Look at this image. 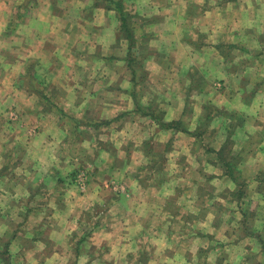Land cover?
I'll list each match as a JSON object with an SVG mask.
<instances>
[{
	"label": "crops",
	"instance_id": "1",
	"mask_svg": "<svg viewBox=\"0 0 264 264\" xmlns=\"http://www.w3.org/2000/svg\"><path fill=\"white\" fill-rule=\"evenodd\" d=\"M123 1L27 0L26 16L14 27L18 0H0V235L8 238V261L0 264H75L79 258L80 264H264V27L256 21L264 0H127L130 14L138 11L130 29L137 48L120 29L116 3ZM82 16L93 21L86 25ZM145 34L151 53L140 66L130 55H138ZM140 70L148 88L137 78ZM195 72L205 85L201 101L186 112L182 101ZM167 77L172 98L160 106L163 121L177 122L164 129L161 143L169 149L160 161L142 150L140 139L151 127L142 116L152 112L135 106L146 88L160 98ZM216 80L223 87L214 88ZM207 103L231 104L229 123H220L215 110L209 113L218 120L208 121ZM9 109L17 126L5 122ZM130 114L136 123L123 125ZM185 114L205 115L206 122L184 126ZM37 115L45 128L33 126ZM238 120L244 138L232 139L225 156L221 148ZM8 127L30 137L17 145L5 134ZM34 131L44 133L35 145ZM76 149L99 158L96 167L125 191L94 176L87 192H79L66 163ZM228 157L244 161L250 184L215 192L228 174L237 178ZM92 244L100 248L95 256L85 252Z\"/></svg>",
	"mask_w": 264,
	"mask_h": 264
},
{
	"label": "rangeland",
	"instance_id": "2",
	"mask_svg": "<svg viewBox=\"0 0 264 264\" xmlns=\"http://www.w3.org/2000/svg\"><path fill=\"white\" fill-rule=\"evenodd\" d=\"M25 1L27 2V0H18L17 4L19 5V7H18V5L15 6V10H16L15 11V16H16V19H15L16 22H15V24L16 25L14 27L20 26L21 22L23 21V18H25V16H26V11L27 10H26ZM123 3H124V5L121 3V5H122V15L123 16L120 14V19L119 20L121 22L120 29H121V32L123 33L122 35H123V37H125L124 36L125 31H123L124 28H123L122 18H123V22H124V19H125L126 27L128 29H131V27L134 25V24H132V22H134V20H133L134 14L135 15L138 14V11H135L134 13L130 14L132 10H131V8L129 6H127V4H129V1L125 0V1H123ZM263 9L264 8L259 7L258 10H257V12H260ZM259 14L260 15H258V17L256 19L257 24L259 26L264 27V14L262 12L259 13ZM81 19H82L81 20L82 23L86 22V25H90V22L93 21V19L89 18V16H87V17L86 16H82ZM138 21H140L139 18H138ZM225 25H229L227 23V20L225 21ZM10 26L11 25H9V27H7V30L8 31L10 30ZM241 27H242L241 30L243 32L244 26H241ZM76 31H78V29H76ZM12 32H13V30H12ZM130 32H131V30H130ZM260 36L264 39V35L263 34H261ZM74 37H75V41H76V37L80 38L81 36L78 35V36H74ZM150 37H151V35H149V34H145V35H142V36L139 37V40H142V43L139 46L138 55H135L134 51L130 55V59L133 58L134 61H135V64L140 63V66H142L143 60L148 56V54H149L150 51L148 50L147 42H148V39H150ZM125 38H127V37H125ZM135 38L138 41V37L136 36ZM68 40H71V42H73L74 41V38L73 37H70ZM242 42H244V41H242ZM136 44L137 43L132 44L131 45V48H133V47H136L137 48V45ZM245 56H248V54H246ZM262 57H264V55ZM263 61H264V59L263 60H260L259 64L262 63ZM33 65H34L33 66V70L35 71L34 73L35 74L39 73V76H40L39 78H41V69L39 67H37V63L36 62H34ZM35 65H36V68H35ZM143 67H144V65H143ZM255 69H256V72L257 73H261L262 74V70L260 71V67L259 66H257ZM143 71L144 70H140L139 71L142 75L138 76L137 78H139L140 81H141V78L144 77V79L146 80V86L148 88L147 75H145ZM178 76L182 78L181 75H178ZM37 81H39V79H37ZM190 84H192V85L191 86L188 85V84L186 85L188 92H187L186 97H183V98H185L184 99L185 100L184 103L182 101V106H183V108L185 109L186 112L190 111L193 108V106L195 105V102L196 101L197 102L201 101L200 100L201 99L200 96H201V94L203 92V88H204V85H205V83L203 82V78L200 75L196 74V72L194 73V76H193L192 81H191ZM213 84H214V88H220L221 86L223 87L224 82L221 81V80H216V81L213 82ZM48 86L49 85H46V87H44V88L47 90ZM133 86H134V84H133ZM136 86H138V85H136ZM33 87L35 89H37V90L42 88L41 87V84H38V82H36V81H34ZM167 87L170 88V90L172 91L171 86H170V83H169V80H168V77L165 78L164 81H163L162 90L160 91V92H162V94H161V97L160 98H157L156 96H155L156 98L155 97H152V93H149L148 89L146 88V90H145V94H146L145 98L144 99H141L140 100V103H136V106H135V108H138L139 107L140 108V111L142 110L143 112L144 111H149V112L151 111L153 113V115L155 116V119H153L152 113H146V112H145L146 113V116H142V119L144 121H146L145 122L146 126H151V127H150L149 132L145 133L144 135H141L140 139L142 138L143 141H144V145L142 147V150H144L145 153H147L148 155H149V152H150L153 157H155V156L158 157L160 161H162L164 159V151H166V150L169 149V147L167 146L168 144L165 143V145L163 147V144L161 143V142L165 141L166 138H167L166 137L167 136V133L164 131L165 127L163 126V123H168V124L169 123H172V124L174 123V125H175L176 122H177L176 120H173L171 122H164L163 121L164 120V117H163L164 116V112L162 111V109H161L160 106L162 105V102L164 103V100L165 99L167 100V99H171L172 98L171 95H168L170 93V91L167 89ZM50 89L55 90V91L59 90L61 92V88H55V87H52L51 88L50 87ZM143 92H144V90L141 89V91H140L141 95H143ZM58 101H60V100H58ZM142 102H144L143 105H142ZM133 104L135 105L134 102H133ZM227 104H229V103H227ZM229 105H231V104H229ZM229 105L221 104L219 107H217V106L213 105V103H207V104H205V106H207V108H206V110L203 109V113L206 114V118L209 119L208 121L216 122L218 120L216 118H218L217 116L219 114L211 115L209 113V111H211V110L212 111L213 110H216L217 111L218 110L219 113H222L221 114L222 116L219 117V119L221 120L219 122L220 123L225 122V125H226L231 120L229 116L232 117V114L230 113L231 110H229V108L231 106H229ZM5 111L7 112L8 109H6ZM10 111H11L12 114L10 115V117H7L5 119V122L7 121L8 123L12 124L15 121L14 123L17 126L18 125V119L17 120H13V121L11 120V117L16 118V116H15L16 114H15L14 111H12V110H10ZM10 111H9V113H10ZM135 113H137V112H134V114ZM134 114L127 115L126 116L127 119L124 120V121L122 120V124L125 125V124H128L129 122H135L136 123V117H135L136 114L135 115ZM38 116L39 115H37L33 119L34 120L33 126L36 127V128H38V127L45 128L44 127L45 124L48 125V123H42V125H41L40 124V118H38ZM204 116L205 115H201L199 118L193 116V118L191 119L190 117H192V116L189 117L188 115L185 114V116H184L185 119L183 120V125L185 126V122H187L192 127H193V125H194V127H195V125H197L198 126L197 129H198V128H200V126L204 122H206V121H203L202 120V118ZM186 117H188V118H186ZM37 120H38V122H37ZM30 121H31V119H30ZM147 121H150V123L154 122V124L149 125ZM242 122H243V120L236 121V124H235L236 125V130H233V129L231 130V136H229V138L227 139L228 145L231 144V140L232 139H234V141H235L238 138H244V135H245L244 124L242 125V128L241 127L240 128L239 127L237 128V125L239 126ZM119 123H121V121L120 120H117V124H119ZM216 124L218 125V122ZM102 126H105V125H102ZM8 128L10 129V132L5 131V134H7V133L12 134L13 135L12 136L13 137L12 142L13 141L16 142L17 145L23 144V142L25 141V138H29L30 137V135L27 133V131H26V134H25V132L19 131L21 129H18V127H15L16 129H18V133H15L14 132L15 134L11 133V132H13L12 131L13 130L12 129L13 127L12 128L8 127ZM48 129H49V127H48ZM41 130L43 131L45 129H41ZM34 132H36V133L33 134V135H31V136L38 135L33 140V143H32V144L35 145V142L38 141V139L40 140L41 138L44 137V133L43 134H39L38 131H34ZM96 132H97V130H96ZM198 132H203V131L199 130ZM205 133H207V132L204 131L203 134H205ZM65 135H70V134H65ZM51 136H53V137L56 138V136L54 135L53 132H51ZM2 137L3 138H6L4 135H2ZM102 137H105V134H102ZM8 140H9V137L7 136V139H6L5 142H7ZM139 141L140 140H137L136 142L139 143ZM151 141H154L153 143L155 145H153L152 143H150ZM227 141L225 142V144H227ZM34 145L32 146V148H30L28 150L29 151V154H31V155L34 154V152L36 151ZM146 145L149 146V149L150 150L147 149V146ZM150 146H152V147H150ZM238 146L239 145L237 143L236 146H235V150L236 151L233 150V152H237L238 151ZM5 148L7 149V147H5ZM10 148L11 147H8V150H10ZM18 148H21V147L18 146ZM80 153H81V151H80ZM80 153L76 149L74 151V154L76 155V158H74L72 160L71 159H69V160L66 159V163H68V166H69V168L71 170L70 171L71 172L70 174H72L71 175L72 182H73L74 186L79 190V192H81V193L87 192L88 187H90L89 184L91 183L92 179L95 178L94 176L99 177V178L100 177H103L104 178V183L103 184H107L108 187H110V186L113 187L115 189V191H117V192H121L122 193V192L125 191L124 184L117 183L114 180H110V177L107 178V174H106V172L104 170V167L102 165H100V167L103 169V171H104L105 174L102 173V170L100 168L96 167V164H98L100 162V161H98L99 158H94L93 159V157L91 155H85L83 153H81V154ZM223 153H224V155L227 156V149L223 150ZM24 154H25V151H24ZM232 158L233 157H228L227 158V163H228V165L231 168H234V170L236 172L235 171H233V172H234L235 176H237V178L235 179L232 176V173L228 174L229 177H230V180L232 182L230 183V180L228 178L227 180H225L223 182V184L220 187L215 188L216 189L215 192H220L221 189L223 188V186L225 188H226V186H228L227 189L230 187L232 190L231 189H229V190L230 191H233V190H238L241 187L244 188L245 186H247V185L250 184L249 179H245V177H243L244 174H243L242 171H244V168L242 167V165H243L244 161L241 162L240 160H238L236 158H233V160H232ZM162 163L163 162H161V164ZM240 164H241V171L238 170V167H239ZM105 166H108L109 167V165H106V164H105ZM168 168L170 169L172 167L169 166ZM97 169H98V171H96ZM105 169H108V168H105ZM158 170L161 171L160 168ZM157 173H160V172H157ZM237 173H239V175H237ZM241 174H242V177H241ZM212 179H213V181H216V178H212ZM3 182L4 181H2V185H3ZM1 188H2V186H1ZM205 188L206 187H204L203 189H205ZM209 190L210 189L207 188L206 191H209ZM1 215L2 214H0V216ZM89 229L92 230V228H90V227H89ZM251 229L253 230L254 233H257V231H258V229L256 227L251 228ZM87 233H88V231L85 229V236L87 235ZM1 236L2 235H0V254H1V257L3 259H0V262L3 263L4 261L5 262L8 261V259L6 257H4V255H5L4 252L7 249V246L5 244L7 243L8 238L7 237H4V236L1 237ZM87 237H85V239L82 240L81 244H85V242L87 241ZM25 247L26 246L24 245V249H25ZM86 248L87 249H86L85 252H87V251L88 252L89 251L92 252V253H90L91 256H93V255L95 256V253H97V252L99 253V250H100V248L94 247L93 244L92 245H86ZM21 249L23 250V248H21ZM85 252L84 253H81L80 255H85L86 256ZM80 255H79V257H80ZM79 259H78V261L76 260V263L75 264L84 263L82 261V259H80V260ZM88 260H89V258H88ZM129 261H131L130 258H129ZM68 264H73V263L70 262Z\"/></svg>",
	"mask_w": 264,
	"mask_h": 264
},
{
	"label": "trees",
	"instance_id": "3",
	"mask_svg": "<svg viewBox=\"0 0 264 264\" xmlns=\"http://www.w3.org/2000/svg\"><path fill=\"white\" fill-rule=\"evenodd\" d=\"M116 8L119 10V12H120V14L122 15V5H121V3H119V2H117L116 3ZM123 16V15H122ZM122 23H123V28H124V30H125V37H127V38H129V41H130V44L132 45L133 44V40H132V33L130 32V29H128L127 27H126V22H125V19H124V22H123V18H122ZM216 111V110H215ZM216 112H218V110L216 111ZM219 113V112H218ZM174 125V123L172 124V123H163V126L164 127H172ZM228 141H227V144H225L222 148H221V150L223 149V150H225V149H227V154L229 153V148H228ZM226 156V155H225ZM232 160H233V158H232Z\"/></svg>",
	"mask_w": 264,
	"mask_h": 264
}]
</instances>
